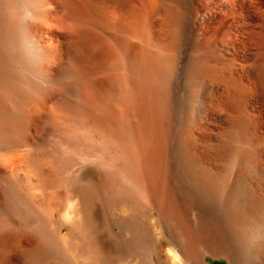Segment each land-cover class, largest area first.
<instances>
[{
  "label": "bare ground",
  "instance_id": "1",
  "mask_svg": "<svg viewBox=\"0 0 264 264\" xmlns=\"http://www.w3.org/2000/svg\"><path fill=\"white\" fill-rule=\"evenodd\" d=\"M148 1L155 8L171 5L178 18L190 20L191 0ZM241 3L245 9L256 12L264 8V0ZM58 5V0H0V264H125L134 248L145 252L152 234L156 237L151 247L154 257L149 260V256L146 264H164L162 260L166 264H181L177 249L187 261L200 258L208 249V227L203 216L197 219L195 209L198 205L200 210L205 208L208 186L201 183L195 187V180L182 173L184 169L181 171L177 157L168 159L167 164L171 166L168 176L176 175L178 187L166 190L163 170L160 172L158 168L154 172L151 167L152 200L148 202L150 166L147 168L146 152L151 143L146 146L147 118L142 105L134 110L128 106V100L143 93L135 87L122 86L117 81L120 77L113 78L112 66L116 59L112 42L103 43L85 25H71L69 16L61 14ZM85 30L91 37H87ZM87 46L90 52L99 55L108 71L103 88L85 75L75 59V54L84 47L87 50ZM228 50L231 51L228 53ZM250 50L243 45L224 48L223 52L238 60ZM250 61L263 75L264 83V47L252 51ZM176 71H179L178 65L170 72ZM113 80L125 89L117 93V86L114 91ZM187 83L178 89L180 97L198 107L204 105L202 95L199 101L193 94L185 96L186 88H182ZM165 85L170 93L165 98L167 107L163 112L156 111L164 121V135L171 139L177 134L181 125L178 118L185 111L180 97H175L173 84ZM132 111L137 117L135 135H131ZM183 127L191 129L192 121L185 119ZM190 149L189 143L177 145V151ZM261 195L264 198V190ZM149 212L154 222L148 232L145 218ZM162 224L169 238L164 239L159 232ZM114 228L118 231L117 237L112 233ZM105 234L117 240L114 253L107 252L99 241ZM8 251L10 255L5 258Z\"/></svg>",
  "mask_w": 264,
  "mask_h": 264
},
{
  "label": "rangeland",
  "instance_id": "2",
  "mask_svg": "<svg viewBox=\"0 0 264 264\" xmlns=\"http://www.w3.org/2000/svg\"><path fill=\"white\" fill-rule=\"evenodd\" d=\"M58 1L60 6L58 5L57 9L61 14L64 12L69 16L71 25H85V28L93 29L103 43L112 42L116 59L112 66L113 78L117 80L120 77L123 80L119 78L117 81L119 83L121 81L122 86L135 87L143 93L144 97L128 100V106H132L134 110L142 105L147 118L146 142L148 139L149 141L146 146L148 147L151 143L149 150L146 147L147 168L150 166L147 179L150 181V184L147 182L149 184H147L148 200L150 199L148 202L151 203L152 200L151 175L153 173H150L151 170H158V168L160 172L163 170L161 173L166 190L170 187H178L176 175L168 176L171 168L167 164L168 159L170 161L177 157L181 164V171L184 169L182 173L195 180V187L201 186V183H206L208 186V200L205 208L200 210L198 205L195 209L197 219L203 216L202 219L208 227V249L200 258L187 261L182 252L176 248L180 263L264 264V198L261 195L264 190V83L263 75L250 65V53L256 48L261 50L264 47V8L257 10L258 12L252 11L251 8L245 9L241 3L243 0H191V16L187 22L183 16L177 17L178 14L173 6L155 8L148 0ZM179 19H181L180 24H178ZM85 31L88 33L87 30ZM90 35L92 34L88 33L87 37H91ZM229 45L235 47L247 45L251 50L246 52L247 54H241L238 60H233L229 55H225L226 52H223L224 48H230ZM151 49L155 50V53L158 50L157 55ZM165 51L167 54L171 53L170 56ZM230 51L228 50V53ZM92 53L88 46L87 50L84 47V50L75 54V59L80 64L81 70L87 73L85 75H89L93 83L95 80L96 84L103 88L108 71L99 55ZM151 65H154L153 69ZM176 65L179 71L172 74L170 71ZM146 67L147 69H144ZM122 69L127 73H123ZM129 72L137 73L131 75ZM163 74L166 76L163 77ZM128 75L131 76L129 80H127ZM144 76L146 79L142 78ZM142 80L146 86L142 84ZM147 80L148 82L152 80L150 85L146 82ZM115 82L113 80V88L116 86L114 91L117 90V86L119 87L118 82ZM185 82H188V86L182 88H186L185 96L193 94L199 101L202 95L204 105L198 107L194 102L180 97L178 89H181V85ZM165 83L173 84L172 90H175V97L176 99L180 97L185 111V115L178 118L181 125L178 127L177 134L171 139L164 135L162 130L164 121L156 111L163 112L167 107L165 98L170 93ZM155 85L158 88L154 87ZM122 86L118 88L117 93L125 89L124 87L122 89ZM147 96L149 97L146 99ZM150 101L153 104H150ZM132 112L131 135L134 132L137 134V117L134 111ZM150 115H154L153 118ZM185 119L192 121L191 129L183 127ZM153 123L155 126L152 127ZM179 142L191 144L190 151H177ZM175 143L176 147H173ZM152 163L154 166L150 165ZM94 174L92 176L96 179ZM183 184L182 181L181 185ZM145 220V226L149 232L152 226L150 224L154 222L153 214L149 212ZM117 232L116 228L112 230L114 237H117ZM159 232L164 239L169 238L165 224L160 225ZM101 236L103 238L99 237V241H102L101 244L106 251L114 253L115 249L117 250V240L108 238L106 234ZM151 237L145 246V252L134 248L136 251L132 250L125 264H146L145 260L147 261L150 257L149 260H151L154 257L151 247L155 236L152 234ZM9 255L8 251L5 258ZM162 261L166 264L164 260Z\"/></svg>",
  "mask_w": 264,
  "mask_h": 264
}]
</instances>
